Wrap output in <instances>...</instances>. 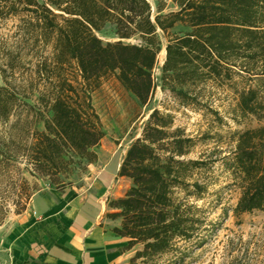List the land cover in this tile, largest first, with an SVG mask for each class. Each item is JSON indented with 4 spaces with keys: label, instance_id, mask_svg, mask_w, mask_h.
Wrapping results in <instances>:
<instances>
[{
    "label": "trees",
    "instance_id": "trees-1",
    "mask_svg": "<svg viewBox=\"0 0 264 264\" xmlns=\"http://www.w3.org/2000/svg\"><path fill=\"white\" fill-rule=\"evenodd\" d=\"M173 3L177 10L161 14L159 7L153 16L147 0H0V19L19 16L24 36L33 44L51 46L50 58L35 68L43 89L34 122H42L44 130L33 128L24 149L54 184L74 164L96 161L93 149L104 132L91 93L103 78L113 74L140 105L149 101L156 88L153 69L161 51L160 32L167 40L162 88L184 105H199V85L246 75L257 83L237 91L236 109L242 116L264 120V0ZM106 24L113 26L115 41L104 43L96 35ZM176 24L188 30L171 34ZM0 51V121L7 122L19 105L31 106L20 99L27 97L29 87L18 90L10 79L24 66L20 50L0 46ZM194 145L192 137L174 126L171 114L154 109L141 136L128 146L118 175L128 178L130 186L108 202L114 211L106 216L120 219L113 231L128 238V249L141 245L131 261L176 251L179 242L199 235L205 222L202 209L188 199L204 192L193 173L205 162L184 159ZM6 150L8 143L0 142V163L9 159ZM226 160L241 190L235 214L263 210L264 126L239 132Z\"/></svg>",
    "mask_w": 264,
    "mask_h": 264
},
{
    "label": "rangeland",
    "instance_id": "rangeland-1",
    "mask_svg": "<svg viewBox=\"0 0 264 264\" xmlns=\"http://www.w3.org/2000/svg\"><path fill=\"white\" fill-rule=\"evenodd\" d=\"M147 1L153 16L159 7H162L161 14L177 10L173 0ZM19 24V16L0 19V46L15 53L20 50L24 66L14 70L10 79L18 90L29 87L24 92L27 97L20 99L27 102L31 109L19 105L7 122L0 121V142L8 143L10 147L8 152L6 150L9 159L2 158L0 163V231L26 209L35 192L48 185L74 184L91 188L105 162L110 158L111 161L118 160L124 154L131 142L141 136L149 114L157 109L171 114L174 126L182 128L195 141L184 159L205 162L202 168L193 173L194 178L205 186L204 192L198 199H188L202 209L205 222L198 236L179 242L180 249L153 259L131 261L141 248V245L134 246L130 249L128 264H264V209L235 214L234 208L241 190L226 163L239 132L264 126V120L252 115L242 116L236 109L237 91L248 85L256 86L255 80L248 81L246 75L233 76L230 82L208 80L197 87L201 103L184 105L161 87V66L167 40L160 32L161 51L153 69L156 88L149 101L140 105L113 74L103 78L99 87L91 93V102L104 132V137L93 149L96 161L92 165L84 161L74 164L69 172L59 175L58 183L54 184L29 160L24 149V145L31 141L33 128L44 130L42 122H34L35 113L41 110L38 96L43 89V77H38L35 68L44 57L50 58L51 46L41 42L33 44L28 35L24 36L19 31ZM187 30L176 24L170 33L179 34ZM96 35L104 43L117 39L110 24H106ZM127 42L138 40L130 39ZM66 68L71 74L74 73L71 66ZM40 69L43 71V67ZM30 83L34 90L30 89ZM129 186V181L115 179L114 189L117 193H123Z\"/></svg>",
    "mask_w": 264,
    "mask_h": 264
},
{
    "label": "crops",
    "instance_id": "crops-1",
    "mask_svg": "<svg viewBox=\"0 0 264 264\" xmlns=\"http://www.w3.org/2000/svg\"><path fill=\"white\" fill-rule=\"evenodd\" d=\"M124 154L105 162L91 188L48 185L35 192L26 209L0 231V264H128V238L118 236L108 202ZM94 163H90L92 165Z\"/></svg>",
    "mask_w": 264,
    "mask_h": 264
},
{
    "label": "bare ground",
    "instance_id": "bare-ground-1",
    "mask_svg": "<svg viewBox=\"0 0 264 264\" xmlns=\"http://www.w3.org/2000/svg\"><path fill=\"white\" fill-rule=\"evenodd\" d=\"M163 50V49H162ZM165 52V51H164Z\"/></svg>",
    "mask_w": 264,
    "mask_h": 264
}]
</instances>
